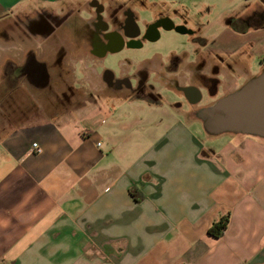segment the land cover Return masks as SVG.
Here are the masks:
<instances>
[{"label": "crops", "instance_id": "crops-1", "mask_svg": "<svg viewBox=\"0 0 264 264\" xmlns=\"http://www.w3.org/2000/svg\"><path fill=\"white\" fill-rule=\"evenodd\" d=\"M89 1L0 0V85L11 46L48 45L35 50L50 66L66 38L60 78L49 69L48 82L76 95L36 123L16 127L0 115V264H264V138L227 133L201 142L193 127L201 119L185 115L190 107L175 87L179 72L164 68L171 55L194 63L203 54L204 72L219 66L218 97L239 88L254 76L250 60H264V20L254 22L264 0H120L144 18L167 16L191 30L187 50L130 57L159 81L139 95L92 86L86 48L27 27L40 13ZM225 13L216 28L211 16ZM113 59L110 69L121 73ZM226 214L224 233L210 236Z\"/></svg>", "mask_w": 264, "mask_h": 264}, {"label": "flooded vegetation", "instance_id": "flooded-vegetation-1", "mask_svg": "<svg viewBox=\"0 0 264 264\" xmlns=\"http://www.w3.org/2000/svg\"><path fill=\"white\" fill-rule=\"evenodd\" d=\"M263 20L264 12H256L254 22L259 24ZM27 27L33 34L39 32L56 38L72 37L75 49L84 47L88 51L89 58L86 68L89 72V79H87L89 84L105 91L125 89L131 95H139L159 81L157 78H152L146 68H137L130 57L141 54L166 53L170 49H161L159 42L164 41L168 33L182 35L191 33V30L183 22L176 24L167 16L144 18L136 14L135 10L126 2L114 0H90L85 7L67 10L61 15L43 12L31 19ZM64 30L68 31L64 32ZM33 34H30L32 38L35 36ZM40 44L32 39L30 46L23 50L11 46L13 55L8 62L9 81L7 79V83L12 84V87L21 86L26 90L31 88L41 94H52L59 102V106L63 104L59 97L70 103L71 95L74 92L72 88L69 86L70 88L60 92L61 96L57 95L55 89H61L60 81L49 83L47 70H53L54 77L60 78L59 68L62 66L63 55L69 51L71 40L65 38L64 44L58 45L59 55L50 66L44 59L36 58L35 49L43 47ZM177 48L180 51L184 50V47L177 46ZM126 54L129 55V58L124 57ZM116 56L122 57L123 60ZM112 58H114L113 64L118 68V71L123 69L121 73L115 74L110 69ZM183 60V56L171 55L164 68L179 72L178 77L181 83L178 84V81L175 80L177 81L175 87L184 92L186 104L190 107L185 115L200 119V112L204 108L211 106L216 100L237 88H231L218 97L216 95L219 84V79L216 77L219 71L218 64L211 63L209 68L211 74H208L204 70L209 59L203 54H198L194 63H184ZM76 61L78 62V59ZM263 63L264 60H262ZM81 64L85 65L83 62ZM102 86L103 89H100ZM94 95L97 94L92 91L89 93V97ZM204 98L205 101L202 102ZM200 103L202 106H199ZM53 108L49 111H53Z\"/></svg>", "mask_w": 264, "mask_h": 264}, {"label": "rangeland", "instance_id": "rangeland-1", "mask_svg": "<svg viewBox=\"0 0 264 264\" xmlns=\"http://www.w3.org/2000/svg\"><path fill=\"white\" fill-rule=\"evenodd\" d=\"M114 1H120V0H114ZM215 10L219 11L220 8L219 6H215ZM212 12V10H210ZM207 12V11H206ZM233 12V11H231ZM229 12V13H231ZM144 13V12H142ZM229 13H225L224 16H218L217 14L215 16H211L212 18H216L217 20H215L216 25L215 27L217 28L220 23H223L224 18L229 14ZM206 19L209 20V13L206 14ZM208 17V18H207ZM15 27V32L16 34H18V32H21L22 30L20 29V25L18 23L15 22L14 24ZM68 30H64V32H66ZM59 32V31H58ZM63 32V33H64ZM166 39H164V41L159 42V46L161 47V49L163 50H168L171 48H177L178 47H184V49L187 50V48H189V40H188V35H182V34H177V33H168L165 36ZM18 42L17 36H16V40H15V44ZM44 42V41H43ZM19 43V42H18ZM16 44L15 48H20L23 50V45L21 46L20 44ZM40 43V42H39ZM37 44V43H36ZM27 46L29 47V45L27 44ZM41 46V44H40ZM42 48H46L48 49V45L43 44ZM34 48V47H33ZM41 48V49H42ZM40 50V49H39ZM65 54V53H64ZM67 55V53H66ZM66 61V56H63V64ZM68 61V60H67ZM262 64L260 63L259 60L257 59H251L250 60V67L252 72L255 74H258L260 72V70L263 68L261 67ZM7 68L8 65L5 67H3L2 71L5 73L4 74V78H3V83L0 85V115H7V117H9L11 119V122L13 124H15V126H23V125H28V124H32V123H36L39 122L42 118L45 117L46 112H50L49 110L53 109L57 110L58 108H62V106L65 105H61L58 107V101L57 99H55V97L52 94H41L36 90H33L31 88H28L27 90L24 89L23 87H12L13 85L10 84L9 82L7 83V79L9 81V78L7 76ZM62 83H60V87H61ZM12 87V88H11ZM57 92V95L61 96L60 92L64 91L65 89H55ZM72 91H74L72 89ZM69 94V92H68ZM72 97H76L75 95V91L73 92V95H71V99ZM61 99V101L64 103L67 102V100L62 99L61 97H59ZM135 98V97H134ZM205 101V98L202 100V102ZM186 103V102H185ZM187 105V104H185ZM199 106H202V103L199 104ZM62 109H67L66 107L62 108ZM54 110L51 112H54ZM55 110V112H57ZM66 112H68V110H65ZM134 109H129L126 108L125 112H133ZM135 112V111H134ZM142 112L145 114H154L153 109L149 110L147 107L142 109ZM159 115V114H158ZM3 118V117H1ZM193 117H190V119ZM193 127L197 129L198 132V139L203 142L204 144H209L210 143V136L207 135L205 133L204 127H203V123L198 121V120H194L193 122ZM223 134H227V133H222L219 135H215V136H227V135H223Z\"/></svg>", "mask_w": 264, "mask_h": 264}, {"label": "water", "instance_id": "water-1", "mask_svg": "<svg viewBox=\"0 0 264 264\" xmlns=\"http://www.w3.org/2000/svg\"><path fill=\"white\" fill-rule=\"evenodd\" d=\"M208 135L241 133L264 138V66L199 115Z\"/></svg>", "mask_w": 264, "mask_h": 264}, {"label": "trees", "instance_id": "trees-1", "mask_svg": "<svg viewBox=\"0 0 264 264\" xmlns=\"http://www.w3.org/2000/svg\"><path fill=\"white\" fill-rule=\"evenodd\" d=\"M130 193L131 195L134 197L135 200H138L139 198H141V194L138 190H136V188L132 187L130 189ZM229 221V215L226 214L224 216H222L219 220H217L216 222H213L210 227L207 230V233L210 236H213L215 238H219L225 231L227 224Z\"/></svg>", "mask_w": 264, "mask_h": 264}, {"label": "built area", "instance_id": "built-area-1", "mask_svg": "<svg viewBox=\"0 0 264 264\" xmlns=\"http://www.w3.org/2000/svg\"><path fill=\"white\" fill-rule=\"evenodd\" d=\"M32 150L36 153L40 152L41 149L39 148L38 144L36 142L31 143Z\"/></svg>", "mask_w": 264, "mask_h": 264}]
</instances>
